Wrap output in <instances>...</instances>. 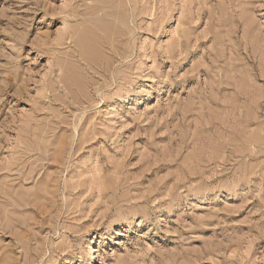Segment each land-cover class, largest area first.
<instances>
[{
	"label": "rangeland",
	"instance_id": "1",
	"mask_svg": "<svg viewBox=\"0 0 264 264\" xmlns=\"http://www.w3.org/2000/svg\"><path fill=\"white\" fill-rule=\"evenodd\" d=\"M0 264H264V0H0Z\"/></svg>",
	"mask_w": 264,
	"mask_h": 264
}]
</instances>
